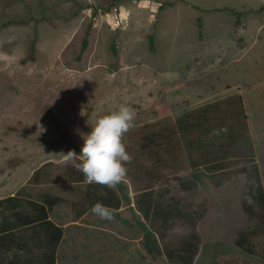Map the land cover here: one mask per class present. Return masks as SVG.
Here are the masks:
<instances>
[{
  "label": "rangeland",
  "instance_id": "374dc122",
  "mask_svg": "<svg viewBox=\"0 0 264 264\" xmlns=\"http://www.w3.org/2000/svg\"><path fill=\"white\" fill-rule=\"evenodd\" d=\"M240 96L264 188V0H0V198L55 197L51 219L77 232L81 264H175L166 253L156 261L146 253L135 204L120 209L129 224L99 228L102 219L83 199L87 184L58 154L79 155V133L123 103L135 110L133 127L218 101L232 106V122L238 105L228 100ZM249 161L230 159L226 172L188 192L171 186L169 197L200 220L195 228L149 222L164 252L195 232L194 264H264V211ZM109 231L122 235L107 250L89 249L94 235Z\"/></svg>",
  "mask_w": 264,
  "mask_h": 264
},
{
  "label": "trees",
  "instance_id": "16d2710c",
  "mask_svg": "<svg viewBox=\"0 0 264 264\" xmlns=\"http://www.w3.org/2000/svg\"><path fill=\"white\" fill-rule=\"evenodd\" d=\"M92 26L90 24L86 30L81 55L89 46ZM150 46L154 51L152 36ZM113 50L116 55V49ZM27 59L35 60V42ZM229 102L238 105L237 110L231 111L232 122L229 118L232 106L218 101L131 128L122 142L132 158L125 167L135 198H131L124 180L111 189L86 183L84 201L91 206L100 202L113 210L114 219L102 220L101 224H111L114 220L129 224L130 221L122 218L120 209L129 206L135 211L132 207L135 204L134 226L142 230L143 246L150 258L156 261L166 253L175 264H194L201 244L195 232L180 249L164 252L149 222L152 226L171 227L174 220H185L195 228L200 218L185 211L181 200L169 197L171 186L177 184L180 190L188 192L197 185H204L205 178L226 172L230 159L239 157L253 160L249 162H253L255 169L256 199L264 211V188L254 161L243 100L240 96ZM242 151L245 154H241ZM242 168L244 172L246 167ZM76 181L84 182L81 172ZM24 192L27 193L25 189ZM56 204L53 196L40 201L27 194L0 198V264H57L64 229L51 219V209ZM245 209L250 217L254 215L252 207L245 205ZM243 244L244 241L239 240L238 246L245 248Z\"/></svg>",
  "mask_w": 264,
  "mask_h": 264
},
{
  "label": "clouds",
  "instance_id": "9594fccd",
  "mask_svg": "<svg viewBox=\"0 0 264 264\" xmlns=\"http://www.w3.org/2000/svg\"><path fill=\"white\" fill-rule=\"evenodd\" d=\"M135 116L134 108L127 103L109 114L99 116L89 133H79L83 140L80 154L77 155L75 151L61 152L58 154L61 161L72 163L83 174L85 183L115 188L126 178L125 165L132 160L122 141L134 126ZM90 211L102 220L114 219L113 210L100 202L95 203Z\"/></svg>",
  "mask_w": 264,
  "mask_h": 264
},
{
  "label": "crops",
  "instance_id": "0c3cea01",
  "mask_svg": "<svg viewBox=\"0 0 264 264\" xmlns=\"http://www.w3.org/2000/svg\"><path fill=\"white\" fill-rule=\"evenodd\" d=\"M56 223V222H55ZM57 224V223H56ZM57 225H61V227L64 229V238L63 241L61 243V245L59 246L58 249V260H57V264H81V251L78 250L74 246L73 241L75 238V235L77 234V232L75 230L72 229H68V226L63 225L62 224H57ZM109 226V224L107 225V223H99V228H102L103 230L106 231L105 228H103L104 226ZM110 234L108 237L103 236L101 237L100 235H102L101 233H97L96 235H94V239H93V243L92 245L89 247V249H91L92 251H94L97 247V249L101 248V245H105L104 250H107V243L108 241H113L116 239V237H120V235H122L120 232H118V235H116V233H113L111 231H109ZM67 236H69V238H67ZM116 236V237H115ZM65 240H68V245H64ZM116 242V241H114ZM66 246V247H65ZM94 253V252H92Z\"/></svg>",
  "mask_w": 264,
  "mask_h": 264
}]
</instances>
